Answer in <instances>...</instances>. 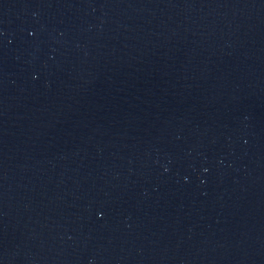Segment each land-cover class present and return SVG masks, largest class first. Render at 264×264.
<instances>
[{"label": "water", "instance_id": "1", "mask_svg": "<svg viewBox=\"0 0 264 264\" xmlns=\"http://www.w3.org/2000/svg\"><path fill=\"white\" fill-rule=\"evenodd\" d=\"M0 264H264V0H0Z\"/></svg>", "mask_w": 264, "mask_h": 264}]
</instances>
